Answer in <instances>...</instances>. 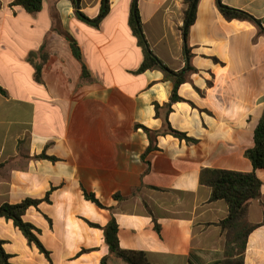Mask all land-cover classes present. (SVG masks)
I'll return each instance as SVG.
<instances>
[{
  "label": "crops",
  "instance_id": "crops-1",
  "mask_svg": "<svg viewBox=\"0 0 264 264\" xmlns=\"http://www.w3.org/2000/svg\"><path fill=\"white\" fill-rule=\"evenodd\" d=\"M0 0V206L44 200L25 220L39 230L49 257L12 221L0 218V239L14 264H126L110 253L101 228L113 219L120 248L144 252L152 264H220L226 238L225 201H212L204 169L254 171L245 153L264 116V34L228 21L217 0H200L185 56V0H138L154 54L186 74L183 100L169 110L174 84L164 73H138L144 60L129 20L135 0H109L98 27L70 0H45L37 14ZM262 22L264 0H222ZM104 0H79L98 18ZM64 31L77 43L82 62ZM47 55L41 81L29 57ZM37 60V59H36ZM89 79L83 78V67ZM159 105V109H156ZM195 142L160 136L147 152L144 128L166 122ZM56 161L38 158L41 155ZM262 196L248 221L263 223ZM93 194L102 208L85 197ZM95 224L101 228L92 227ZM244 264H264V224L248 238Z\"/></svg>",
  "mask_w": 264,
  "mask_h": 264
},
{
  "label": "trees",
  "instance_id": "trees-1",
  "mask_svg": "<svg viewBox=\"0 0 264 264\" xmlns=\"http://www.w3.org/2000/svg\"><path fill=\"white\" fill-rule=\"evenodd\" d=\"M45 0H16L15 6L23 7L30 14H37L42 10ZM76 8L77 15L84 21L98 27L101 21L107 16L110 10L109 0H104V6L98 18L90 20L79 10V0H70ZM138 0L134 1V11L132 12L129 20L131 30L138 41V46L142 49L144 60L138 73H145L150 70H158L164 73L165 79L173 82L174 89L171 96L170 103L168 104L169 110L173 103L180 102L183 99L178 95L179 87L187 82L186 74L180 75L169 69L151 50L147 41L144 29L142 26L141 17L137 8ZM200 0H185L187 10L185 12V56L188 61L187 72L195 71L190 62L192 59L191 48L188 43V34L190 28L196 21L198 6ZM217 5L222 15L228 20L247 21L254 24L264 34L262 22L255 19L250 14L230 8L222 3V0H217ZM1 7V2H0ZM63 35L71 42V47L75 58L82 62L81 51L77 43L70 35L60 30ZM37 59V60H36ZM30 63L33 64L36 71V80L41 81L42 70L47 61V55L32 53L29 57ZM83 78L89 79L90 75L87 68L83 67ZM0 94L6 95V92L0 87ZM159 109V105H156ZM144 131L150 140V147L147 152L157 149L156 143L160 136L172 135L180 140L188 142H195L193 139L188 138L186 134L174 130L170 123L166 122L164 130L154 132L147 128ZM255 146L249 149L245 155L251 161L254 171L251 173H241L226 170H212L204 169L201 172L200 182L202 185L208 186L212 189V201H225L229 207V214L225 220L220 223L223 232L225 233L226 245L224 252V259L220 264H244L245 254L247 251L249 236L264 224V206H263V223L260 225L251 224L248 221V208L254 201L260 200L262 196V182L258 178L256 172L264 170V116L260 119L255 132H254ZM40 159H49L56 161L55 158L48 157L43 154L39 156ZM88 201L93 202L98 207L102 205L93 194L85 193ZM44 201H49V196L44 200L26 199L19 204H4L0 206V218L12 221L16 228H18L30 244H34L37 248L49 257V252L45 249L39 239V230L31 223L25 220L27 211L31 207H37ZM92 227L101 228L98 225L90 224ZM104 232V240L108 245L110 253L117 258L121 259L126 264H152L144 252L124 251L120 248L119 241V227L113 219L107 226L101 228ZM5 241L0 239V264H14L11 259L12 255L9 254L5 248ZM102 264H107V258L102 260Z\"/></svg>",
  "mask_w": 264,
  "mask_h": 264
},
{
  "label": "water",
  "instance_id": "water-1",
  "mask_svg": "<svg viewBox=\"0 0 264 264\" xmlns=\"http://www.w3.org/2000/svg\"><path fill=\"white\" fill-rule=\"evenodd\" d=\"M78 4H79V2H78Z\"/></svg>",
  "mask_w": 264,
  "mask_h": 264
}]
</instances>
